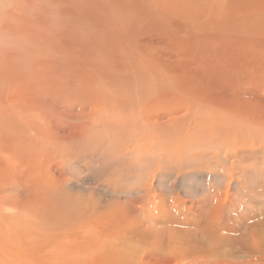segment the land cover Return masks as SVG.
<instances>
[{
  "label": "rangeland",
  "instance_id": "obj_1",
  "mask_svg": "<svg viewBox=\"0 0 264 264\" xmlns=\"http://www.w3.org/2000/svg\"><path fill=\"white\" fill-rule=\"evenodd\" d=\"M56 1L60 21L51 29L58 44L46 43L35 29L38 39L31 46L38 57H30L29 49L0 57V133L6 132L0 160L4 164L12 155L31 167L19 168L31 174V183L14 185L10 200L65 211L78 204V217L90 208L89 215L71 217L77 225L90 217V250L130 244L125 256L141 264H264V0ZM42 18L46 28L49 19ZM145 56L149 64L140 66ZM179 80L186 84L181 91L188 92V103H179L186 96L173 92L171 110L149 104L142 113L140 102L150 94L141 87ZM196 94L204 103H196ZM216 103L227 111L223 119ZM143 118L157 123L155 147L151 137L144 139V123L138 126ZM11 169L7 177L24 182L23 173ZM48 184L55 186L47 193L42 189ZM55 222L45 227L50 246L69 250L71 243L51 237L67 221ZM11 255L33 258L25 248Z\"/></svg>",
  "mask_w": 264,
  "mask_h": 264
},
{
  "label": "bare ground",
  "instance_id": "obj_2",
  "mask_svg": "<svg viewBox=\"0 0 264 264\" xmlns=\"http://www.w3.org/2000/svg\"><path fill=\"white\" fill-rule=\"evenodd\" d=\"M53 1V3H55L56 4V0H52ZM139 1V0H138ZM153 0H150V2H152ZM155 1V0H154ZM159 1V0H158ZM127 2V1H126ZM129 2V1H128ZM140 2V1H139ZM64 3V2H63ZM89 3V2H88ZM153 3V2H152ZM123 4V3H122ZM153 4H155V2L153 3ZM91 5V4H90ZM125 5V4H124ZM123 5V6H124ZM148 5H150L149 3H148ZM97 6V5H96ZM114 6V5H113ZM129 5H127V7H128ZM151 6V5H150ZM69 7V6H68ZM145 7V6H144ZM154 7H155V5H154ZM92 7H90V9H91ZM94 8V7H93ZM148 8H150V7H148ZM152 8V7H151ZM160 8V7H159ZM85 9V8H84ZM116 9H119L120 10V7H117ZM154 9V8H153ZM156 9V8H155ZM259 9V8H258ZM263 10V9H262ZM121 11H123V9H121ZM132 11V10H131ZM149 11H151V10H149ZM156 12H157V10H155ZM73 12V11H72ZM102 12V11H101ZM119 12V11H118ZM151 12H154V11H151ZM70 13V12H69ZM74 13V12H73ZM82 13H84V12H82ZM81 13V14H82ZM98 13V12H97ZM104 13V12H103ZM132 13V12H131ZM148 13V12H147ZM150 13V12H149ZM96 14V13H95ZM62 15V14H61ZM84 15V14H83ZM81 16V15H80ZM100 16V15H99ZM160 16V15H159ZM82 17V16H81ZM85 17H86V15H85ZM121 17V16H120ZM161 17V16H160ZM65 18V17H64ZM107 18V17H106ZM157 18V17H156ZM164 18V17H163ZM166 18V17H165ZM164 18V19H165ZM45 19V18H44ZM109 19V18H108ZM124 19V18H123ZM152 19V18H151ZM158 19V18H157ZM42 20H43V18L42 17H40V18H38V22H35L36 23V25H37V28L36 29H39V30H37L38 31V33L39 32H41V33H39L40 34V36H43V35H45V40H46V43H48V44H53V45H57L58 44V40H57V33L55 32V30H53V29H51V27H50V24H51V21L49 20V22H48V25L46 24V28H45V23H42ZM84 20V19H83ZM102 20V19H101ZM107 20V19H106ZM121 20V19H120ZM150 20V19H149ZM63 21V20H62ZM87 21V20H86ZM166 21H169V19H167ZM262 21H264V18H263V20ZM119 22V21H118ZM121 22V21H120ZM170 22V21H169ZM117 23V22H116ZM151 23V22H150ZM39 24V25H38ZM59 24V23H58ZM109 24H110V22H109ZM159 24V23H158ZM161 24H163V23H161ZM111 25V24H110ZM115 25V24H114ZM117 25V24H116ZM157 25V24H156ZM58 26V25H57ZM118 26V25H117ZM42 27H44V28H42ZM114 27V26H113ZM115 28V27H114ZM117 28V27H116ZM119 28V27H118ZM57 30V29H56ZM33 32H36V30L35 29H33ZM58 32H59V30H58ZM144 33H146V32H144ZM58 36H60V35H58ZM35 39H36V37H35ZM34 39V40H35ZM38 39V38H37ZM36 39V40H37ZM40 41V40H39ZM247 43V42H246ZM33 44V43H32ZM35 45V44H34ZM38 46H39V44H37ZM44 45V44H43ZM37 46V47H38ZM45 46V45H44ZM45 48H46V46H45ZM45 48L44 49H42V50H45ZM54 48H56L55 50H57V47H54ZM249 48V47H248ZM29 49V50H28ZM38 49V48H37ZM27 50H28V54L30 55V57H31V55H32V53L33 54H36L34 51H32V46H30L29 48H27ZM26 50V51H27ZM42 50H40V51H42ZM25 51V52H26ZM46 52L48 51V48H47V50H45ZM58 51V50H57ZM244 51V50H243ZM45 52V53H46ZM52 50L50 51V53H51V55H52ZM56 52V51H55ZM57 53V52H56ZM27 54V55H28ZM42 54V53H41ZM58 54V53H57ZM29 55H28V57H29ZM38 54H36V56H37ZM47 56L49 55L48 53L46 54ZM23 56V59H25L26 58V56H25V58H24V55H22ZM35 56V57H36ZM44 56V55H43ZM33 57V56H32ZM34 57V58H35ZM38 57V56H37ZM48 57H51V56H48ZM55 57H56V54H55ZM55 57L52 55V59L53 60H56L55 59ZM27 59H30V58H27ZM46 59V58H45ZM44 59V60H45ZM50 59V58H49ZM52 59H50L51 61H50V63L48 64V65H51V66H53L54 65V63L56 62V64H57V60L55 61V62H53L52 61ZM140 61H138V63L140 64V66H147V64L146 63H148L149 64V62H146L147 61V57L145 56V57H140ZM35 59H32L31 60V62H33ZM37 60L39 61V59L38 58H36V61H34L33 63H35V62H37ZM27 61V60H26ZM30 61V60H29ZM46 61V60H45ZM43 62V64H47L46 62ZM49 61V60H48ZM30 62V63H31ZM21 63V62H20ZM26 63V65H30V63L28 64V62H25ZM32 63V64H33ZM52 63V64H51ZM126 63V62H125ZM137 63V62H136ZM36 64V63H35ZM34 64V65H35ZM123 64V63H122ZM37 66H38V64H36ZM47 65V66H48ZM125 65V64H124ZM23 66V65H22ZM33 66V65H32ZM31 66V67H32ZM135 66V65H134ZM138 66V65H137ZM137 66H136V68H137ZM30 67V68H31ZM57 67V66H56ZM127 67V66H126ZM18 68V67H17ZM43 69H44V65H43V67H42ZM45 68H46V65H45ZM141 68V67H140ZM146 68V67H145ZM23 68H21V70H22ZM26 69V68H25ZM24 69V70H25ZM32 69H33V67H32ZM31 69V70H32ZM35 69H37V68H35ZM42 69V70H43ZM54 69V71L56 70V68H55V65H54V67H52V70ZM98 69V68H97ZM142 69V68H141ZM140 69V70H141ZM147 69V68H146ZM199 69V68H198ZM204 69V68H203ZM213 69V68H212ZM27 70V69H26ZM104 70V69H103ZM137 70L138 69H136V72H137ZM140 70H138V72L140 71ZM19 71H20V69H19ZM34 71V70H33ZM45 71V70H44ZM97 71V70H96ZM124 71V70H123ZM192 71V70H191ZM205 71V70H204ZM17 72V71H16ZM32 72V71H31ZM144 72V71H143ZM210 72V71H209ZM24 73V72H23ZM28 73V74H27ZM52 73H53V71H52ZM142 73V72H141ZM145 73V72H144ZM195 73V72H194ZM15 74V73H14ZM25 74V73H24ZM26 74L27 75H29L30 74V72H29V70H27L26 71ZM31 74H33V73H31ZM30 74V75H31ZM116 74V73H115ZM201 74V73H200ZM203 74V73H202ZM12 75H13V72H12ZM37 75V74H36ZM53 75L55 76V74L53 73ZM100 75V74H99ZM135 75H137V73L135 74ZM14 76V75H13ZM88 76V75H87ZM106 76V75H105ZM140 76H142V74L140 75ZM139 76V77H140ZM10 77V76H9ZM16 77V76H15ZM18 77V76H17ZM20 77V76H19ZM30 77V76H29ZM33 77V76H32ZM165 77V76H164ZM181 77H183V76H181ZM87 78V77H86ZM141 78H143L144 79V77L142 76ZM140 78V79H141ZM13 79H14V77H13ZM164 79V78H163ZM182 79V78H181ZM188 79V78H187ZM192 78H190V80H191ZM207 79V78H206ZM15 80H17V79H15ZM24 80V79H23ZM35 80L38 82V79H36L35 78ZM121 80V79H120ZM123 80V79H122ZM182 80H185L186 81V79L184 78V79H182ZM215 80V79H214ZM105 81H107V80H105ZM124 81V80H123ZM135 81V80H134ZM17 82V81H16ZM16 82L14 81V83L16 84ZM142 82V81H141ZM143 82H144V80H143ZM187 82V83H186ZM185 83L186 84H188V81H186ZM250 82V81H249ZM1 83V82H0ZM12 83V82H11ZM23 83V82H22ZM25 83V82H24ZM125 83H126V81H125ZM137 83H139V82H137ZM145 83V82H144ZM168 83V82H167ZM39 84V83H38ZM90 84V83H89ZM101 84V83H100ZM108 84V83H107ZM124 84V82L122 83V85ZM186 84H184L183 82H181V80H179V81H176V82H174V81H169V85H165V84H162L161 82H159V81H156V82H153V83H151V84H149L148 85V89H147V91H146V89H145V87L143 88V87H141L142 89V92H144V93H147V94H150L149 96H148V99H146L144 102H143V104H142V102H140V105H142L140 108H142V113H144L145 112V108H147V106L150 104H155V107H153V108H156V106H158L157 104H160L161 106H164V108L165 109H168V110H171L170 109V107H168L167 108V106H171L172 107V104H171V100L173 101V99H171L172 98V95L174 94L173 92H178L179 93V91H180V93L182 92V91H185V88H183V87H185L186 86ZM194 84V83H193ZM212 84V83H211ZM41 85V84H40ZM109 85V84H108ZM132 85H134V84H132ZM138 85V84H137ZM194 85H196V84H194ZM84 86V85H83ZM121 86V85H120ZM191 86V85H190ZM231 86V85H230ZM21 87H23V86H21ZM103 87V86H102ZM229 87V86H228ZM15 88V87H14ZM28 88V87H27ZM79 88V87H78ZM87 88V87H86ZM109 88V87H108ZM9 89H11V88H9ZM23 89V88H22ZM30 89V88H29ZM63 89V88H62ZM77 89V88H76ZM103 89V88H102ZM102 89H101V91H102ZM194 89H195V87H194ZM8 90V89H7ZM6 90V91H7ZM32 90H35V89H32ZM97 91L99 90V89H96ZM131 90V89H130ZM182 90V91H181ZM6 91H4V93L6 92ZM37 91V90H36ZM43 91V90H42ZM77 91V90H76ZM75 91V92H76ZM10 93H11V91H9ZM15 92V94H16V91H14ZM23 92V91H22ZM46 92V91H45ZM44 92V93H45ZM57 92V91H56ZM67 92V91H66ZM77 92H79V91H77ZM86 92V91H85ZM100 92V91H99ZM103 92V91H102ZM108 92V91H107ZM227 92V91H226ZM47 93V92H46ZM68 93V92H67ZM132 93V92H131ZM135 93V92H134ZM173 93V94H172ZM183 93V92H182ZM188 93V92H187ZM187 93H183V95H187L188 96V94ZM20 94V93H19ZM133 94V93H132ZM176 95H177V93H175ZM218 94H220V93H218ZM221 94H223V93H221ZM220 94V95H221ZM12 95V94H11ZM17 95V94H16ZM15 95V96H16ZM66 95V94H65ZM67 95H69V94H67ZM74 95H76V94H74ZM84 95V94H83ZM100 95H101V93H100ZM181 96H183L182 94H180ZM197 95V94H196ZM225 95V94H224ZM244 95V94H243ZM57 96V95H56ZM78 96V95H77ZM98 96V95H97ZM134 97H136V95H133ZM178 96H179V94H178ZM183 97L182 99H180V101H179V98L177 99L178 100V102L179 103H185L186 104V102H187V98L188 97ZM192 96H194V94L192 95ZM219 96V95H218ZM229 96V95H228ZM20 97V96H19ZM73 97V96H72ZM79 97V96H78ZM84 97V96H83ZM99 97V96H98ZM101 97V96H100ZM133 97V98H134ZM138 97V96H137ZM199 95H197L196 97H195V100L197 101L196 103L199 105V104H202V103H204V100H203V98H201V97H199ZM12 98H14V97H12ZM80 98V97H79ZM102 98V97H101ZM175 98V97H174ZM40 99V98H39ZM68 99V98H67ZM81 99V98H80ZM87 99V98H86ZM137 99V98H136ZM176 99V98H175ZM4 100V99H3ZM84 100V99H83ZM88 100V99H87ZM24 101H26L27 102V100L26 99H24ZM30 101V100H29ZM29 101L27 102V103H29ZM63 101V100H62ZM175 101V100H174ZM174 101H173V103H174ZM216 101H217V99H216ZM225 101V100H224ZM33 102V101H32ZM87 102V101H86ZM218 102V101H217ZM226 102V101H225ZM228 102V101H227ZM41 103V102H40ZM176 103V102H175ZM179 103H176L175 105L178 107V108H181V107H185L186 105H178ZM188 103V102H187ZM218 103H220V102H218ZM218 103H216V106L219 108V109H221L220 110V114L218 115V117H220V119H223L222 117L224 116V115H226L227 114V111L226 110H224L221 106H219L218 105ZM25 104V103H24ZM93 104V103H92ZM95 104V103H94ZM26 105V104H25ZM31 105V104H30ZM34 105V104H33ZM81 105V104H80ZM79 105V106H80ZM85 105V104H84ZM118 105V104H117ZM116 105V106H117ZM188 105V104H187ZM39 106V105H38ZM89 106V105H88ZM87 106V109L89 108ZM120 106V105H119ZM119 106L118 107H116V108H119ZM154 106V105H153ZM166 106V107H165ZM26 107V106H25ZM28 107V106H27ZM100 107V106H99ZM133 107V106H132ZM135 107V106H134ZM186 107H188V106H186ZM185 107V108H186ZM229 107V106H228ZM86 108V107H85ZM110 108V107H109ZM115 108V109H116ZM123 108V107H122ZM128 108V107H127ZM159 108V107H158ZM157 108V109H158ZM163 107H160V109H162ZM163 108V109H164ZM230 108V110H231V108L233 109V107H229ZM134 109V108H133ZM157 109H155L156 111H157ZM187 109V108H186ZM202 111H206V110H204V104H203V106L200 108ZM119 110L121 111V108H119ZM129 110H131V109H129ZM185 110V109H184ZM184 110H180V111H184ZM20 111V110H19ZM25 111V110H24ZM86 111V110H85ZM141 111V110H140ZM161 111V110H160ZM159 111V109H158V112H160ZM33 112H35V111H33ZM87 112V111H86ZM109 112V111H108ZM133 111H131V113H132ZM139 112V111H138ZM210 112H211V110H210ZM88 113V112H87ZM89 113L91 114L92 113V115H93V112H90V110H89ZM112 113V112H111ZM115 113V112H114ZM16 114V113H15ZM90 114H89V116H90ZM96 114V113H95ZM95 114H94V116H95ZM117 114V116L119 115L118 113H116ZM115 114V115H116ZM160 114V113H159ZM161 116H163V113L161 112ZM209 114V113H208ZM35 115V114H34ZM75 115V114H74ZM210 115V114H209ZM20 116V115H19ZM97 116V115H96ZM107 116V115H106ZM112 116V115H111ZM120 116V115H119ZM157 115H155V116H153V117H156ZM236 116V115H235ZM241 116H243V115H241ZM16 117V116H15ZM22 117H25L24 115L22 116ZM75 117V116H74ZM99 117V116H98ZM102 117V116H101ZM122 117V116H121ZM120 117V118H121ZM151 117H152V114H151ZM196 117H197V115H196ZM212 117V116H211ZM78 118V117H77ZM157 118H159L160 119V117H158L157 116ZM231 118H233V116L231 117ZM21 119V118H20ZM116 119V118H115ZM90 120V119H89ZM112 120V119H111ZM142 121H140L139 122V127L141 128V129H143L142 127H141V124L142 123H144V131H145V133H144V139H147L148 137H151L153 140H152V142H153V147H155V145L156 144H158V139H159V136L157 137V135L156 134H159L156 130L158 129V128H155V126H156V122H152L151 120H148V119H146V118H143V119H141ZM246 120H248V119H246ZM4 121V120H3ZM34 121V120H33ZM91 121H92V119H91ZM122 121V120H121ZM155 121V120H154ZM243 121V120H242ZM220 122V121H219ZM92 123V122H91ZM96 124V123H95ZM220 125V124H219ZM4 126V125H3ZM34 126V125H33ZM96 126V125H95ZM98 126V125H97ZM160 126V125H159ZM158 126V127H159ZM16 127V126H15ZM28 128H29V126H27ZM180 127V126H179ZM200 127V126H199ZM4 128V127H3ZM6 128V127H5ZM14 128V127H13ZM12 128V129H13ZM32 128V127H31ZM160 128V127H159ZM27 129V128H26ZM93 129V128H92ZM171 129V128H170ZM180 129V128H179ZM2 130V129H1ZM14 130V129H13ZM12 130V131H13ZM15 130H17V129H15ZM94 130V129H93ZM9 131H11V130H9ZM19 131V130H18ZM156 133H155V132ZM169 131V130H168ZM177 131V130H176ZM3 132V131H2ZM27 132V131H26ZM162 132V131H161ZM194 132H196V131H194ZM203 132V131H202ZM212 132H214V131H212ZM6 132H4V133H0V143H1V141L3 140V139H1V135H4ZM9 134H11L10 132H8ZM150 133H153V134H151L150 135ZM207 133V132H206ZM210 133V132H209ZM262 133V132H261ZM33 134V133H32ZM32 134H30V135H32ZM168 134V133H167ZM167 134H165V135H167ZM171 134V133H170ZM169 134V135H170ZM173 134V133H172ZM171 134V135H172ZM15 135H16V133H15ZM25 135H26V133H25ZM29 135V136H30ZM95 135V134H94ZM148 135V136H147ZM164 135V134H163ZM162 135V136H163ZM174 135H175V133H174ZM177 135V134H176ZM212 135V134H211ZM81 136V135H80ZM207 136V135H206ZM218 137V136H217ZM6 138V137H5ZM88 138V137H87ZM158 138V139H157ZM168 138H169V136H168ZM39 139V138H38ZM41 139V138H40ZM129 139V138H128ZM161 139V138H160ZM175 139V138H174ZM177 139V138H176ZM5 140H7V139H5ZM169 140V139H168ZM185 140V139H184ZM160 141V140H159ZM166 141V140H165ZM173 141V140H172ZM172 141L171 142H169V144L170 145H172ZM197 141V140H196ZM209 141H210V139H209ZM212 141V140H211ZM215 141V140H214ZM12 142V141H11ZM166 142H168V141H166ZM199 142V141H198ZM204 142V141H203ZM217 142H218V140H217ZM216 142V143H217ZM28 143V142H27ZM143 142H139V144H138V148H139V146L142 144ZM177 143V142H176ZM200 143V142H199ZM205 143V142H204ZM211 143V142H210ZM219 143V142H218ZM7 144V143H6ZM33 144V143H32ZM144 144H146V142L144 143ZM143 144V145H144ZM163 144V143H162ZM185 144V143H184ZM212 144V143H211ZM13 145V144H12ZM49 145V144H48ZM165 145V144H164ZM177 145V144H176ZM198 145H200V144H198ZM197 145V146H198ZM213 145V144H212ZM43 146V145H42ZM145 146V145H144ZM143 146V147H144ZM184 146V145H183ZM203 146V145H202ZM205 146V145H204ZM217 146V145H216ZM2 147V146H1ZM0 147V148H1ZM12 147V146H11ZM28 147V146H27ZM50 147H51V145H50ZM164 147V146H163ZM173 147H174V145H173ZM196 147V146H195ZM55 148V147H54ZM87 148V147H86ZM6 149H8V148H6ZM23 149H26V148H23ZM35 149V148H34ZM88 149V148H87ZM166 149V148H165ZM175 149V148H174ZM28 150H30L29 148L27 149V151ZM137 150V149H136ZM155 150V149H154ZM159 151H160V149H159ZM3 152H5V151H3ZM29 152V151H28ZM10 152H8V154H9ZM23 153H25V152H23ZM33 153V152H32ZM159 153V152H158ZM157 153V154H158ZM10 155H11V153H10ZM13 156H15V155H13ZM22 156H24V155H22ZM36 157V156H35ZM2 160V163H0V165L2 166V164H3V159H1ZM0 160V161H1ZM16 160H18V162H16L15 164H13V161H16ZM30 162V161H29ZM41 162V161H40ZM26 163V162H25ZM24 162H23V160L22 159H19V158H17V157H12V155H11V157H9L8 156V158L7 159H5L4 160V164H3V168L5 169V170H1L2 168H1V166H0V170H1V172H3V171H8L9 169L10 170H12L11 168H13V169H15L18 173L20 172V173H23L22 175H19L18 173V175L20 176V179L22 178V180L24 181V182H20V180H18L16 177H15V180L13 179V177H10V176H8L7 177V173L8 172H6V174H5V172H4V174L6 175V177L1 173L0 175L3 177H0V182H1V185H0V260L2 261V262H0V264H11V263H13V262H16V263H18V264H141L140 263V261L138 260V257H136V256H133V259H131L130 257H128V256H125L126 254H128V253H130V244H124L125 246H124V249L123 250H120V249H111V250H106V249H96V250H90V244H89V242H90V234H87L88 233V231H89V229H88V227L87 226H89V223H90V217H85L84 218V222L82 223H80V222H78L79 223V225H77V221H72L71 222V217L72 216H76L77 218H82L83 216L82 215H84V213L85 214H87V215H89L90 214V208H85L84 209V211L82 212V214L80 215V217H78L77 215H76V207H79V205L78 204H76L74 207H71V208H69L68 210H64L63 209V207L61 208V209H59V208H57V207H53L51 204H44V207L43 208H40V207H37L36 205H38V204H36V202H32L33 203V206H34V209H31V207H33V206H31V205H28V206H25V204H18V203H16V201L15 202H12L11 200H10V198L12 197H10V194H11V191H14V189H13V186L14 185H17V183H22V184H27L28 185V182H30L31 181V179H30V177L29 176H31V174L29 175L28 173H27V171L26 172H23V171H21V169H19V168H22V169H24V168H26V167H24V164H25ZM184 163V162H183ZM188 163V162H187ZM41 164V163H40ZM4 165H5V167H4ZM15 166V167H14ZM9 167V168H8ZM29 167V166H28ZM27 167V168H28ZM8 170H7V169ZM29 168H31V167H29ZM9 170V171H10ZM27 170V169H26ZM16 171H15V173H16ZM29 171V170H28ZM39 171V170H38ZM10 172H12V171H10ZM31 172H32V170H31ZM29 173H30V171H29ZM35 173V172H34ZM9 175H10V173H8ZM12 174V173H11ZM33 175V174H32ZM38 175V174H37ZM37 175H35V176H37ZM15 176V175H14ZM38 177V176H37ZM42 177V176H41ZM6 178H10L11 180H9V179H6ZM19 178V177H18ZM17 179V180H16ZM34 179H39V178H32V180H34ZM41 180L43 179V178H40ZM51 179V178H50ZM15 181V183H14V181ZM43 180H45V179H43ZM35 182V181H34ZM41 182H43V181H41ZM50 182V181H49ZM52 182V181H51ZM31 183V182H30ZM37 183V182H36ZM44 183V182H43ZM43 183H41V185H43ZM30 185V184H29ZM40 185V184H39ZM36 186V185H35ZM55 185H53V184H48V185H46V186H44L43 187V189L42 190H44L45 189V191H47V193H48V191H49V189L50 190H53V188L52 187H54ZM262 186V185H261ZM20 187V186H19ZM31 187H33V188H35L34 186H31ZM263 187V186H262ZM57 188V187H56ZM59 188V187H58ZM264 188V187H263ZM19 189V188H18ZM38 190V189H37ZM36 190V191H37ZM262 191V190H261ZM42 192V191H41ZM43 194V193H42ZM41 195V194H40ZM25 197V196H24ZM33 197V196H32ZM39 197V196H38ZM42 197V196H41ZM47 197V196H46ZM15 198V197H14ZM40 198V197H39ZM49 198L51 199V196H49ZM4 201H3V200ZM35 199V198H34ZM41 199V198H40ZM42 199H45V198H42ZM41 199V200H42ZM20 200V199H19ZM36 200V199H35ZM14 201V200H13ZM39 201V200H38ZM44 201V200H43ZM213 201V200H212ZM26 202H27V200H26ZM40 202V201H39ZM42 202V201H41ZM216 207V206H215ZM214 208V207H213ZM41 209H43V210H41ZM217 209V208H216ZM221 209V208H220ZM219 209V210H220ZM218 210V211H219ZM80 211V210H79ZM21 214H23V216L21 215ZM65 214V217L63 216ZM19 215H21V218L19 217ZM50 219H53V220H55L56 222L54 223V224H57V223H59L60 221H62V222H66V223H64L65 225V227H64V231L63 232H58L57 230H55V228L53 229V231L51 232V233H54V231H55V235L54 236H51V237H53L52 238V240H53V242H58V244H60V243H62L61 242V240L62 239H65V241L66 242H68V244L69 243H71L72 245H73V247H70L69 248V250H67V249H64V248H67L68 247V245L66 246V247H55L54 248V246H56V245H53V246H50L51 245V241H50V239L48 238V234H49V230H48V228H45L46 227V225L47 226H53V225H51V224H49V220ZM75 220V219H74ZM82 220V219H81ZM212 221V220H211ZM262 221V220H261ZM261 221H260V223H261ZM76 222V223H75ZM171 224V223H170ZM252 224V223H251ZM169 225V224H168ZM167 225V226H168ZM250 225V224H249ZM258 225V224H257ZM263 225V224H262ZM63 227V226H62ZM170 227H171V225H170ZM225 227V226H224ZM259 227V229H260V226H258ZM58 228V227H57ZM212 228V227H211ZM202 229V228H201ZM231 228H229V230H230ZM257 229V228H256ZM210 230V229H209ZM227 230V229H226ZM172 231H173V228H172ZM171 231V232H172ZM221 231H222V229H221ZM230 231H234V230H230ZM58 232V233H57ZM219 233H217V231H216V233H217V239L220 237V231H218ZM205 234L207 233V234H210V235H208L209 237H214L215 238V236L213 235V234H211V233H209V232H204ZM228 233V232H227ZM195 234V233H194ZM206 234V235H207ZM200 235V234H199ZM251 235V234H250ZM262 236V235H261ZM47 238V239H46ZM86 238H89L87 241L85 240ZM171 238V237H170ZM197 238V237H196ZM208 238V237H207ZM252 238V237H251ZM45 239V240H44ZM71 239H73L72 241H71ZM200 239V238H199ZM202 239H203V237H202ZM226 239V238H225ZM42 240H43V243H42ZM206 240V238L204 239V241ZM253 240H254V238H253ZM64 241V242H65ZM263 241V240H262ZM236 243V242H235ZM42 244L44 245L43 246V248H46V250L45 251H43V252H39L38 253V246L39 245H41V247H42ZM67 244V243H66ZM65 244V245H66ZM250 244V243H249ZM251 244H253V243H251ZM259 244H260V242H259ZM262 244V243H261ZM238 245V244H237ZM258 245V244H257ZM260 245H258V247H259ZM52 247V252H51V250H50V248ZM79 247H81L80 249H79ZM179 247V246H178ZM24 248H25V250H27V252L28 253H31V256L34 258H30L28 261L27 260H25V259H23V258H19V257H16L17 255H15V257L14 256H12L11 255V253H13V251L15 252V251H20L21 252V250H24ZM147 248V247H146ZM260 248V247H259ZM129 249V250H128ZM57 250V251H56ZM56 251V252H55ZM96 251V252H95ZM127 251H129V252H127ZM23 253H24V251H23ZM26 253V252H25ZM18 254H19V252H18ZM27 254V253H26ZM28 255V254H27ZM37 255H38V258L40 259H38L37 258ZM46 256V257H45ZM45 257V258H44ZM25 258V257H24ZM15 260V261H14ZM173 260V259H172ZM167 261V260H166Z\"/></svg>",
  "mask_w": 264,
  "mask_h": 264
},
{
  "label": "clouds",
  "instance_id": "obj_3",
  "mask_svg": "<svg viewBox=\"0 0 264 264\" xmlns=\"http://www.w3.org/2000/svg\"><path fill=\"white\" fill-rule=\"evenodd\" d=\"M43 16L55 28L60 21L59 6L52 0H0V57L25 52L37 35L35 22Z\"/></svg>",
  "mask_w": 264,
  "mask_h": 264
}]
</instances>
